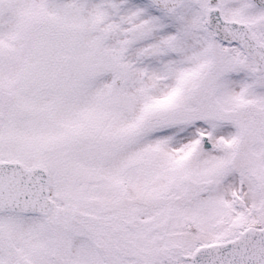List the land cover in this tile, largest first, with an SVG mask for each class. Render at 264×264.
Returning <instances> with one entry per match:
<instances>
[{"label":"snow or ice","instance_id":"6c2138e0","mask_svg":"<svg viewBox=\"0 0 264 264\" xmlns=\"http://www.w3.org/2000/svg\"><path fill=\"white\" fill-rule=\"evenodd\" d=\"M0 264H264V0H0Z\"/></svg>","mask_w":264,"mask_h":264}]
</instances>
